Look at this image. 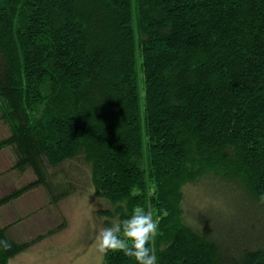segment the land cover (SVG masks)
Listing matches in <instances>:
<instances>
[{
  "label": "trees",
  "instance_id": "1",
  "mask_svg": "<svg viewBox=\"0 0 264 264\" xmlns=\"http://www.w3.org/2000/svg\"><path fill=\"white\" fill-rule=\"evenodd\" d=\"M0 122V205L92 187L106 227L151 203L157 264H264V0H0Z\"/></svg>",
  "mask_w": 264,
  "mask_h": 264
},
{
  "label": "rangeland",
  "instance_id": "2",
  "mask_svg": "<svg viewBox=\"0 0 264 264\" xmlns=\"http://www.w3.org/2000/svg\"><path fill=\"white\" fill-rule=\"evenodd\" d=\"M6 132L0 122V136ZM27 174L26 181L34 178L29 170ZM25 197L18 205L24 208L23 212L17 209L10 213L12 217L6 214L17 224L12 235L17 241L41 237L10 257L8 264H103V257L96 251L95 235L100 227H106L103 225L106 217L95 214L100 205L92 187L70 192L56 202L51 201L49 192L42 186L35 187ZM217 201L218 198L210 207L226 212L227 201ZM203 202L209 204L213 200L204 196Z\"/></svg>",
  "mask_w": 264,
  "mask_h": 264
},
{
  "label": "clouds",
  "instance_id": "3",
  "mask_svg": "<svg viewBox=\"0 0 264 264\" xmlns=\"http://www.w3.org/2000/svg\"><path fill=\"white\" fill-rule=\"evenodd\" d=\"M159 231V220L154 218L151 203L135 206L130 215L121 219L119 216L111 221L110 226L100 227L95 235L96 251L101 257L109 252H121L131 258L135 264H157L154 246ZM0 247L8 250L11 244L0 240Z\"/></svg>",
  "mask_w": 264,
  "mask_h": 264
},
{
  "label": "crops",
  "instance_id": "4",
  "mask_svg": "<svg viewBox=\"0 0 264 264\" xmlns=\"http://www.w3.org/2000/svg\"><path fill=\"white\" fill-rule=\"evenodd\" d=\"M13 161V154L10 151L9 148H1L0 149V195L10 191L14 187L22 184L24 181L23 179H26L29 175L27 174V170H24L23 172H19L16 169L11 168ZM23 180V181H22ZM35 189V187L33 188ZM33 189L25 191L22 193V195L18 196L17 198L12 199L10 202L0 205V227L5 224L12 223L10 228L8 229V232L10 234H13V227L17 224H14V219H8L6 217V214H9V217H12L10 213H14L17 209H21V212H23L22 206H18L25 200V196L29 195ZM13 236V235H12Z\"/></svg>",
  "mask_w": 264,
  "mask_h": 264
}]
</instances>
